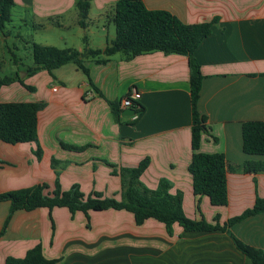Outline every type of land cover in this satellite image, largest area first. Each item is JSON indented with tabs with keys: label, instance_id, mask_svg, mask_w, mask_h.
<instances>
[{
	"label": "crops",
	"instance_id": "crops-1",
	"mask_svg": "<svg viewBox=\"0 0 264 264\" xmlns=\"http://www.w3.org/2000/svg\"><path fill=\"white\" fill-rule=\"evenodd\" d=\"M76 1L14 0L10 20L0 31V47L9 53V61L14 66L19 62L9 46L16 47L12 38L29 50L32 42L79 51L109 44L116 0H88L84 27L77 22ZM143 3L187 24L218 19L194 51L203 74L197 107L207 128L198 151L222 153L229 163L227 203L215 206L206 195L193 193L188 171V61L185 55L161 51L131 58L117 52L103 63L85 58L89 78L71 62L28 77L20 78L17 69L0 76L12 78L0 86V102L40 104L35 141L0 140V193L37 184L52 189L58 181L63 190L78 184L84 195L97 192L119 199L121 171L147 159L139 176L142 184L155 189L160 179L167 180L168 192L181 193L183 212L192 219L210 223L217 219L222 225L251 208L257 198L264 199V171L234 167L264 163V155L242 150L241 138L243 122L264 120V0ZM70 24L73 32L68 31ZM93 25H98L96 31ZM54 28L65 30L56 34V40L41 34ZM5 60H0V68ZM131 88L140 93L144 112L135 122L134 114L120 113L116 122L109 101H120ZM9 207V201H0V230ZM172 228L169 236L164 224L153 218L137 225L132 213L123 209H90L87 217L63 206L17 209L0 236V264L8 256L23 257L36 244L45 258L56 259L55 264H252L230 235L264 253V211L234 222L228 231H185L177 223Z\"/></svg>",
	"mask_w": 264,
	"mask_h": 264
},
{
	"label": "trees",
	"instance_id": "trees-1",
	"mask_svg": "<svg viewBox=\"0 0 264 264\" xmlns=\"http://www.w3.org/2000/svg\"><path fill=\"white\" fill-rule=\"evenodd\" d=\"M14 0H0V31L10 20V8ZM78 24L86 25L89 9L88 0H77ZM217 17L209 21L187 24L175 15L162 9H148L143 0H116L113 8L114 38L103 49L58 48L32 42L30 52L32 65L27 68L28 74L45 69H53L66 63H74L89 78L88 69L83 65L85 58L97 63L106 61V57L120 52L131 58L151 51L164 54H182L187 57L189 67V92L191 106L190 145L191 158L188 171L191 175L193 193L206 195L212 205L222 206L227 203L226 173L229 163L222 153H202L198 151L201 134L206 128V117L198 110L197 103L203 74L194 56L199 43L210 33V27ZM100 56H104L100 58ZM11 77L0 79V86L11 82ZM21 84L22 81L18 79ZM24 85V84H23ZM26 88L29 86L24 85ZM126 94L125 97H128ZM109 106L116 122L120 121V101H109ZM131 107L137 121L144 112V106L133 100ZM40 104L36 102H0V140L7 143L31 142L36 140V120ZM242 150L248 154L264 155V120L245 121L241 125ZM74 148V147H73ZM147 166V159L137 166L121 171V197H106L94 192L84 195L78 184L63 190L58 181L52 189L46 184H37L28 188L0 193V201L10 202L9 213L5 218L0 236L11 216L17 209L32 210L37 207H66L71 213L79 210L87 217L90 209H116L132 213L134 222L140 225L147 218H153L164 224L167 234L172 235L173 223L185 231H228V227L248 215L264 211V199L257 198L253 206L237 216L230 217L222 225L215 219L214 223L203 218L192 219L182 209L180 192L170 194L169 183L160 179L155 189L145 187L139 176ZM242 170H262L264 163L245 162L235 165ZM235 247L246 255L252 264H264V253L253 248L233 235H230ZM56 259L43 256L41 246L36 244L28 249L23 257L8 256L4 264H55Z\"/></svg>",
	"mask_w": 264,
	"mask_h": 264
},
{
	"label": "rangeland",
	"instance_id": "rangeland-1",
	"mask_svg": "<svg viewBox=\"0 0 264 264\" xmlns=\"http://www.w3.org/2000/svg\"><path fill=\"white\" fill-rule=\"evenodd\" d=\"M68 31L69 32H73L75 27L72 26L71 24L68 25ZM92 30H97L98 25L95 26L93 25ZM20 29H24L23 25L21 26ZM58 29V30H56ZM59 31H65V30H60L59 28H54V30H43L41 31V34L46 35L45 37H47L49 41L52 40H56L57 36L56 34ZM94 37V35H93ZM12 44H15V48H13V45L9 46L12 49V53L15 55V57L19 58V62L17 64V66H14V63L9 61V53L6 52L5 48L4 50H2V47H0V60H4V63H2V67L0 68V76H4V75H10L14 70H18V76L21 78L23 77L24 74H26V77L30 76V74H28L27 71V67L32 65V59H31V55H30V50L29 47H25L23 41L17 39V38H12L11 40ZM26 80V78H25Z\"/></svg>",
	"mask_w": 264,
	"mask_h": 264
},
{
	"label": "built area",
	"instance_id": "built-area-1",
	"mask_svg": "<svg viewBox=\"0 0 264 264\" xmlns=\"http://www.w3.org/2000/svg\"><path fill=\"white\" fill-rule=\"evenodd\" d=\"M53 89L55 90V88ZM127 94H129L128 97H123L120 100V106L122 108H126V107L132 108L131 107L132 101L133 100L138 101L140 98V93L136 90V88H131Z\"/></svg>",
	"mask_w": 264,
	"mask_h": 264
},
{
	"label": "water",
	"instance_id": "water-1",
	"mask_svg": "<svg viewBox=\"0 0 264 264\" xmlns=\"http://www.w3.org/2000/svg\"><path fill=\"white\" fill-rule=\"evenodd\" d=\"M133 114H134V110L129 107H126L121 111L122 116H132Z\"/></svg>",
	"mask_w": 264,
	"mask_h": 264
}]
</instances>
